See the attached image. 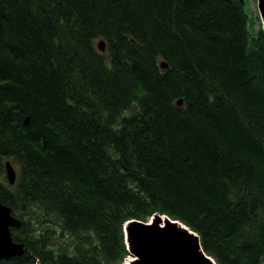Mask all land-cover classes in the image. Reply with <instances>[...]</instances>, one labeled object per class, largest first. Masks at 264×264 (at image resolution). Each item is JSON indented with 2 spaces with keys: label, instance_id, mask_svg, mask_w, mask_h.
<instances>
[{
  "label": "trees",
  "instance_id": "16d2710c",
  "mask_svg": "<svg viewBox=\"0 0 264 264\" xmlns=\"http://www.w3.org/2000/svg\"><path fill=\"white\" fill-rule=\"evenodd\" d=\"M4 156L2 204L73 245L56 264H123V224L153 214L263 264L264 35L242 0H0ZM11 238L26 253L0 264H45L33 229Z\"/></svg>",
  "mask_w": 264,
  "mask_h": 264
},
{
  "label": "water",
  "instance_id": "95a60500",
  "mask_svg": "<svg viewBox=\"0 0 264 264\" xmlns=\"http://www.w3.org/2000/svg\"><path fill=\"white\" fill-rule=\"evenodd\" d=\"M257 5L263 20L264 34V0H257ZM97 48L104 52L105 42L97 43ZM161 67L166 68V65ZM25 123L28 124V120ZM5 165L9 183L13 184L15 171L9 162ZM0 217V259H7L17 254H13L16 245L12 242L9 228L19 226L11 210L1 204ZM123 230L129 254L134 257L127 264H215L202 250L198 235L167 216L155 214L148 222L128 221Z\"/></svg>",
  "mask_w": 264,
  "mask_h": 264
},
{
  "label": "rangeland",
  "instance_id": "374dc122",
  "mask_svg": "<svg viewBox=\"0 0 264 264\" xmlns=\"http://www.w3.org/2000/svg\"><path fill=\"white\" fill-rule=\"evenodd\" d=\"M242 1L244 3L245 14H246L247 20H248V34H249L250 41H251V40H254L256 38L257 33L259 31H262V21H261V17H260L259 11H258L257 0H242ZM99 42H100V40H96L95 46H96V43H99ZM181 105H182V102H181ZM178 118H179V116H178ZM161 131H163V129ZM166 138H168L166 141V142H168V145L172 149H175L176 139H173L167 133H166ZM169 142L174 143V145H171ZM6 161H8V162L10 161L11 165L15 169V171H16L15 181H18V179L20 178V165L18 164V162L14 161L12 159H8L6 157L4 158V160H2V162H0V164L4 165L6 163ZM5 167H6V165H5ZM1 168H2V166L0 167V195H4L5 197H9V195H10L9 191H12L14 193H16V191L14 189H10L7 186V184L5 183V179L3 177V170L1 172ZM14 200H17V199L15 198ZM5 201H7L9 203L10 200H5ZM16 222H17L16 225L19 227L21 225H23V231L33 229V232L36 236H42L43 237V246L40 249V253H41V258L44 260L45 264H56L60 260L64 261V260L71 257L69 255V252L73 247L71 241H69L65 238L56 237V236L52 235L51 233L43 234L45 229L42 226L36 224L34 219L33 220H25L23 218H19L18 220H16ZM32 226H34V227L31 228ZM123 235H124V233H123ZM125 244L128 246L126 238H125ZM126 249L129 251V249L127 247H126ZM20 252H23V250L18 249L16 251V253H17L16 256ZM128 255L129 256H127L124 259L127 263L134 259L132 254L128 253ZM18 256L20 258H22V255L21 256L18 255ZM36 264H41V263H40V261L39 262L36 261Z\"/></svg>",
  "mask_w": 264,
  "mask_h": 264
},
{
  "label": "bare ground",
  "instance_id": "6f19581e",
  "mask_svg": "<svg viewBox=\"0 0 264 264\" xmlns=\"http://www.w3.org/2000/svg\"><path fill=\"white\" fill-rule=\"evenodd\" d=\"M97 49V48H96ZM164 217V216H163ZM1 218V217H0ZM6 223V222H5ZM1 227V226H0ZM16 245V248L14 249V253L13 254H15L16 253V251L18 250V249H22L23 250V252H20V253H18V255H23V254H25L26 253V249L24 248V246H23V244L22 243H18V244H15ZM2 251V250H1ZM8 251H10V250H8ZM3 256H6L5 254H2ZM207 255V254H206ZM215 262V261H214ZM127 263V262H126Z\"/></svg>",
  "mask_w": 264,
  "mask_h": 264
}]
</instances>
